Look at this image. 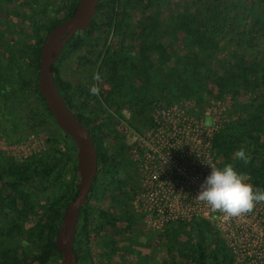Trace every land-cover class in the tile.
<instances>
[{
  "label": "trees",
  "instance_id": "1",
  "mask_svg": "<svg viewBox=\"0 0 264 264\" xmlns=\"http://www.w3.org/2000/svg\"><path fill=\"white\" fill-rule=\"evenodd\" d=\"M77 1L0 0V139L41 137L45 144L20 162L0 153V264L60 260L54 236L76 194L75 147L55 126L36 84L42 41ZM163 7V0H99L87 29L68 40L53 65L56 90L96 154L72 244L77 264H92V245L101 251L99 264H124L132 243L140 242L139 218L127 211L139 183L124 164L126 147L113 128L122 108L130 128L142 133L153 126L157 104L177 93L199 106L209 84L217 94H230L238 99L229 113L235 119L211 139L215 165L231 164L264 189V0H191L167 17H161ZM82 48L86 53L75 65L94 69L99 82L92 74L80 83L61 77L62 63ZM93 84L99 95L90 93ZM172 85L177 93L167 89ZM240 147L250 155L247 164L235 156ZM156 240L146 264H233L203 220L170 223Z\"/></svg>",
  "mask_w": 264,
  "mask_h": 264
},
{
  "label": "built area",
  "instance_id": "2",
  "mask_svg": "<svg viewBox=\"0 0 264 264\" xmlns=\"http://www.w3.org/2000/svg\"><path fill=\"white\" fill-rule=\"evenodd\" d=\"M190 109L189 100L160 103L150 114L153 126L142 133L130 128L129 113L122 111L118 132L141 185L134 211L152 231L171 222L205 220L222 240L233 264H264V202L257 203L249 214L225 221L223 213L213 212L195 198L210 167H216L211 139L228 119L221 111L206 109L196 116ZM44 148L41 137L17 143L0 139V153L15 162Z\"/></svg>",
  "mask_w": 264,
  "mask_h": 264
},
{
  "label": "water",
  "instance_id": "3",
  "mask_svg": "<svg viewBox=\"0 0 264 264\" xmlns=\"http://www.w3.org/2000/svg\"><path fill=\"white\" fill-rule=\"evenodd\" d=\"M99 0H78L73 13L50 28L43 41L38 57L37 89L55 126L75 147L77 171L76 194L62 212L54 236L55 248L59 254L58 264H77L72 250L77 216L86 202L96 173V154L88 131L69 112L58 94L53 82L52 68L64 45L77 32L87 29Z\"/></svg>",
  "mask_w": 264,
  "mask_h": 264
},
{
  "label": "rangeland",
  "instance_id": "4",
  "mask_svg": "<svg viewBox=\"0 0 264 264\" xmlns=\"http://www.w3.org/2000/svg\"><path fill=\"white\" fill-rule=\"evenodd\" d=\"M17 1V0H16ZM191 0H163L164 3V7L162 9V12H164V15L162 13L161 17H167L168 15L173 14V12L175 10H178L180 8H182L186 3H189ZM130 17L127 16L125 17V20H129ZM133 22V21H132ZM135 22V21H134ZM222 51V50H221ZM86 53L85 48H82L81 51H79L77 54H72L65 62L62 63L61 65V77L64 80H70L72 83H80L81 80H83L84 78L88 76H90V74H92V76L94 75V69L90 68H81V67H77L75 65V61L77 60V58L80 55H84ZM167 89L172 90L173 92H178L179 89H175L172 86H168ZM208 93L205 95L206 97L204 98V103L199 106L197 105L193 99L188 98V97H184L182 95H178V93L176 94V96L171 99V102H179L182 100H189L190 104H191V109L189 110L190 114H194L196 116H201L203 111L208 109L210 111H214V112H219L221 111V115L226 116V118L228 119V122L230 120L235 119V116H230L229 113L231 111V108L233 106V104H235V102H238L236 98L232 97L230 94L224 93V94H217V89L214 88L212 85L209 84V86L207 87ZM102 91H105V89H102ZM183 93V92H180ZM219 102L218 105L215 104V102ZM162 103V102H160ZM158 103V104H160ZM157 104V105H158ZM126 110L125 108H122L120 110V115L122 116V111ZM127 111V110H126ZM113 109L110 108L108 110V113L113 115ZM129 113V112H128ZM211 117V115L209 116ZM129 118V117H128ZM120 120L122 119H115V123H114V130L116 133L119 134L118 132V125L120 123ZM124 164L128 167V169H134V165L132 164V162L129 160L127 151L124 153ZM131 166V167H130ZM130 172V171H129ZM136 172V171H135ZM137 177V174H136ZM78 179V177H77ZM138 179V177H137ZM77 182V181H76ZM138 183H139V188L138 191L135 195V197L137 196L139 189H140V182L138 179ZM135 197L132 198L127 204V211L128 213H132L134 216H136L137 218H139V223H138V228H137V233L139 232L140 234V242L137 243H132L131 249H130V257H128L127 261L125 259V263L124 264H146L145 261H143V258L145 255H148L149 253V247L151 246V244L156 243V237L158 234H160L162 232V230L165 228V226H167L168 224L164 225L161 229H159V231H152L149 229H146L143 221H142V216L138 213L134 211V200ZM94 206V204H93ZM115 207V206H114ZM205 221V220H203ZM176 222H181V221H176ZM207 222V221H205ZM171 223H175V222H171ZM211 227L212 225L207 222ZM213 228V227H212ZM94 250V252H93ZM91 251L93 252V256L94 258L97 260L100 254V249L97 246H91ZM95 260V261H96ZM113 261V260H112ZM113 264V263H112ZM148 264V263H147Z\"/></svg>",
  "mask_w": 264,
  "mask_h": 264
},
{
  "label": "clouds",
  "instance_id": "5",
  "mask_svg": "<svg viewBox=\"0 0 264 264\" xmlns=\"http://www.w3.org/2000/svg\"><path fill=\"white\" fill-rule=\"evenodd\" d=\"M93 79L99 82L100 74L94 73ZM89 91L92 95H99L98 84H93ZM235 156L244 164L250 160V155L244 147L236 150ZM210 169L195 198L205 203L213 212L223 213L225 221L249 214L257 203L264 202V189L254 188L231 164L225 165L222 169L217 167Z\"/></svg>",
  "mask_w": 264,
  "mask_h": 264
},
{
  "label": "flooded vegetation",
  "instance_id": "6",
  "mask_svg": "<svg viewBox=\"0 0 264 264\" xmlns=\"http://www.w3.org/2000/svg\"><path fill=\"white\" fill-rule=\"evenodd\" d=\"M93 252H94V250H93ZM93 252L91 251V249H90V253H91V256H92V258H91V262H92V264H99L100 262H99V257H98V259L96 260L95 258H94V256H93ZM96 260V261H95ZM76 261H77V259H76ZM78 264H81L80 262L78 263Z\"/></svg>",
  "mask_w": 264,
  "mask_h": 264
}]
</instances>
